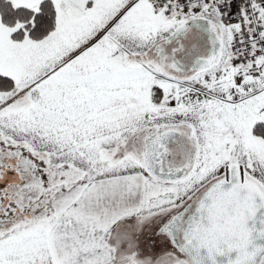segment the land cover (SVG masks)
Returning a JSON list of instances; mask_svg holds the SVG:
<instances>
[{
    "label": "snow or ice",
    "instance_id": "1",
    "mask_svg": "<svg viewBox=\"0 0 264 264\" xmlns=\"http://www.w3.org/2000/svg\"><path fill=\"white\" fill-rule=\"evenodd\" d=\"M0 264H264V0H0Z\"/></svg>",
    "mask_w": 264,
    "mask_h": 264
}]
</instances>
